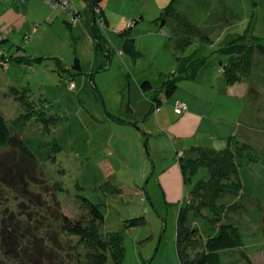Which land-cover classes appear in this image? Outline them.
Returning <instances> with one entry per match:
<instances>
[{"label":"rangeland","instance_id":"rangeland-1","mask_svg":"<svg viewBox=\"0 0 264 264\" xmlns=\"http://www.w3.org/2000/svg\"><path fill=\"white\" fill-rule=\"evenodd\" d=\"M54 1L0 0V49L12 56L21 48L19 58L9 64L2 56L0 113L13 126L23 108L11 87L29 88L30 100L56 121L51 133L44 134L32 119L21 125L18 136L61 146L55 163L41 164L42 177L32 194L41 193L55 208L57 198L61 211L71 218L80 214L77 195L99 204L104 232L123 235L121 262L109 255L107 264H180L178 215L194 186L208 177L205 168L184 175L180 155L195 157L193 147L225 150L240 125V140L252 148L243 151L237 176L240 195L224 201L237 203V209L227 207L233 211L229 213L221 206L217 211L229 213L222 218L238 227L242 245L221 254L226 264H264V54H255L248 82L227 86H242L238 88L247 95L241 98L221 91V64L229 58L219 51L244 34L264 38V0H99L93 7L88 0H66L62 9ZM171 5L174 11L162 27L161 18ZM94 21L110 55L95 39ZM192 27L199 31L190 37L184 30ZM125 30L134 39V53L121 35ZM183 35L191 42L183 56L194 60L189 58L181 77L176 73L178 87L168 97L160 89L180 64L177 46ZM76 59L82 74L71 72ZM187 73L193 77L188 79ZM147 80L154 89L144 92L141 84ZM252 86L259 89V97L253 96ZM155 97L162 101L157 110L152 109ZM177 101L183 103V115L174 111ZM129 110L141 119L132 120ZM185 113L191 117L181 124ZM113 116L130 123H119ZM215 129L220 135L212 138ZM10 155L11 150L2 151V167L11 165ZM16 156L11 157L18 162ZM4 175L0 170V181ZM53 188H61L57 197ZM19 193L0 186V229L5 223L14 230L22 217L21 230L38 235L29 251L51 256L44 264H78L80 240L64 232L57 222L59 212L40 211ZM204 214L192 221L208 239L216 226L210 222L213 213ZM141 216L144 225L126 227L127 220ZM8 262L17 264L0 244V264Z\"/></svg>","mask_w":264,"mask_h":264},{"label":"trees","instance_id":"trees-1","mask_svg":"<svg viewBox=\"0 0 264 264\" xmlns=\"http://www.w3.org/2000/svg\"><path fill=\"white\" fill-rule=\"evenodd\" d=\"M88 1L91 7L97 5L99 2V0ZM173 9L174 6L171 5L164 13L161 18L163 20L162 27L166 24V15L169 17L174 11ZM183 21L187 23L186 19H183ZM93 27V34L99 46L104 43L106 47L103 49L105 52H108L106 49H110L109 44L105 43L106 38L102 30L98 28L96 23ZM186 30H188V33H186L192 37L193 34L195 35V30L198 29L192 27V29H185L184 31ZM127 34L128 30L121 32L123 37H127ZM184 37L185 35H183V38L179 42L180 44L177 46L181 51V56L177 57V60L180 61L177 71L168 75L160 89L168 97H171L176 92L178 78L181 77V74L187 70L190 64L188 60L191 58V55L188 57H184L183 55L191 42ZM1 39L0 43L2 42ZM5 40L6 38L4 37L3 41ZM133 40L128 37L126 40V47L130 52H133L130 50L134 45ZM20 51L21 48L18 47L14 55L7 56L6 52H2V49H0V64L4 62L2 60L4 54L9 64L11 60L19 58ZM219 51L229 58L226 64H221V68L225 70L224 83L226 86L237 83L245 84L250 80L255 54H264V38L253 37L251 39L247 34H244L235 40L227 42ZM108 53L106 54L108 55ZM191 59V61L194 60L193 58ZM72 68V74H82V66L79 59L75 60ZM176 73L179 75L177 79V76L175 77ZM186 75L188 79L189 77H193L189 73ZM255 86H252L251 91L256 93V95H253L254 97H259V89ZM141 88L144 92L154 89L153 84L149 80L144 81L141 84ZM29 92V88L20 90L15 86L11 87L10 93L23 108V112L13 124L14 127L0 113V155L4 149H9L11 150L9 159H12L11 165H7V167H2L0 164V170L5 173V177H2L0 181V186L10 188L13 191L17 190L23 198L25 197L28 201H31L34 208L39 207L40 211L45 212L47 210V213L50 208H53L59 212L57 222L62 226L64 232L69 236L78 237L80 240V246L77 249L78 264H107L109 255L117 263H120L124 252L123 235L121 232H109L107 234L104 232L105 215L99 204L93 203L82 195H77V208L80 214L76 218H71L61 211L62 206L57 198L58 208H55L41 193L32 194L35 191L32 188H37L35 181L37 182L42 177L41 164L43 162L55 163L57 154L61 151V146L56 141L49 144L42 141L34 142L33 140H26L18 136L20 134L18 131L22 128L21 125L26 124L32 119H36L37 123L42 125L44 134L51 133L52 125L56 121V117H48L46 111L41 107L39 108L36 102L30 100L31 95ZM175 105L176 103L174 107ZM160 106H162V101L155 97L152 109L157 110ZM175 113L183 115L176 111ZM113 118L122 124L130 123L115 116ZM250 148L252 146L244 144L238 135H234L230 137L228 147L220 152L209 148L193 147L195 157L185 158V154L181 155L179 165H181L180 167L184 175H194L199 169L205 168L208 172V177L199 181L194 186L191 190L190 199L185 206L181 207L178 215L176 248L180 264H226L222 259L221 251L234 250L241 247L242 237L238 227L222 218L226 213L220 210L218 212L217 209L223 208L221 206L234 209L237 206V203L230 206L224 203V201L228 196L238 197L240 195L241 184L237 180V176L240 170V163L243 160L242 158H244L243 151ZM16 155L19 157L18 162L11 157ZM33 182L34 186H31ZM60 189H54L55 192H52V195L57 197L56 194ZM230 209L227 208L225 211H229V213L233 212ZM205 210H210L213 213L214 217L210 219V222L216 226V233L208 239H204L199 229L193 226L192 221V218L205 217ZM22 219V217H18L16 220L15 226L17 228L15 227V229L18 231L17 235L13 233L15 229L12 230L11 224L6 225L4 223L2 225L3 228L1 227L0 229V244L5 250V255L17 264H44L43 261H46L51 256L45 258L44 254L39 253L40 256L37 252L29 251L30 245L36 246L38 235L34 232L28 234L26 229L21 230L22 225L20 224L22 223ZM145 223V217L141 216L127 220L126 227L128 229L139 227ZM4 226L6 229H4ZM8 264L11 263L8 262Z\"/></svg>","mask_w":264,"mask_h":264},{"label":"crops","instance_id":"crops-1","mask_svg":"<svg viewBox=\"0 0 264 264\" xmlns=\"http://www.w3.org/2000/svg\"><path fill=\"white\" fill-rule=\"evenodd\" d=\"M103 5H104V1H103ZM68 14V13H67ZM108 18V17H107ZM108 21H109V19H108ZM238 87H242V86H235V87H227L226 86V84L225 83H223V85L221 86V91L223 92V93H226V94H228V95H230V96H232V97H241V98H245L246 97V92H242ZM244 88H248V86L246 85V86H243ZM184 99V98H183ZM187 99V98H186ZM177 102H179V101H177ZM176 102V103H177ZM188 102V101H187ZM189 103V102H188ZM190 108H191V106H190ZM188 109H189V106H188ZM129 112H130V114H129V116H131V119L132 118H135V120L139 117V115H137L136 113H134V112H132V110H129ZM242 114L244 113L243 112V109H242V112H241ZM142 117V116H141ZM191 117V113H185L184 114V117L182 118V120L180 121V123L181 124H183V122L184 123H186V121L188 120V118H190ZM139 119H141L140 117H139ZM133 120V119H132ZM134 120V121H135ZM132 122V121H131ZM188 122V121H187ZM228 124H225L224 126L226 127ZM223 127V126H222ZM225 127H223V129L225 128ZM232 128H235V127H233L232 126ZM239 129H240V125H239V127H238V129H237V132L235 133V134H231V136H234V135H238L239 134ZM227 132H229V131H227ZM235 132V130L232 132V133H234ZM231 133V132H230ZM201 134V133H200ZM201 135H204V134H201ZM211 135H215V136H211L212 138H215L216 136L217 137H219V133H218V131L215 129V131L213 132V133H211ZM200 136V135H199Z\"/></svg>","mask_w":264,"mask_h":264},{"label":"built area","instance_id":"built-area-1","mask_svg":"<svg viewBox=\"0 0 264 264\" xmlns=\"http://www.w3.org/2000/svg\"><path fill=\"white\" fill-rule=\"evenodd\" d=\"M66 0H55L53 3L57 6L58 8L62 9L63 5L65 4ZM53 5V4H52ZM54 6V5H53ZM55 7V6H54ZM72 8V7H71ZM74 10V9H73ZM68 11H72L71 9H68ZM181 102H177L175 105V111L177 113H182L183 108H181L183 105ZM181 156V155H180Z\"/></svg>","mask_w":264,"mask_h":264}]
</instances>
